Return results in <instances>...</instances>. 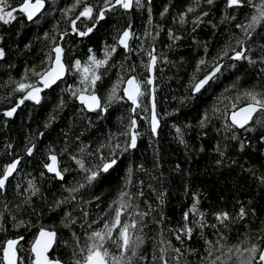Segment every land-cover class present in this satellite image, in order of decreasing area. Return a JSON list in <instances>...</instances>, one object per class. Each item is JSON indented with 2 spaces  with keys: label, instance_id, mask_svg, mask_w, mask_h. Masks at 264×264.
<instances>
[{
  "label": "snow or ice",
  "instance_id": "obj_1",
  "mask_svg": "<svg viewBox=\"0 0 264 264\" xmlns=\"http://www.w3.org/2000/svg\"><path fill=\"white\" fill-rule=\"evenodd\" d=\"M173 6L172 0H167L159 12L161 20L169 15ZM217 6L218 0H193V3L180 10L173 18V22L178 23L181 28H187L191 23V33H196L202 25L209 27L213 36L221 25H227L229 30L228 38L219 45L209 39L190 37L192 44L198 49L202 48L203 52L195 62L185 89L188 95L181 97L180 103L196 101L198 97L211 91L226 73L234 74L235 78L230 84L224 86L218 94L214 93V102L200 115L196 127L201 130L202 136H207L204 129L212 125L213 120L221 121L217 131L223 133L225 141L235 144L238 153L253 152L264 157V0H223L218 20H213L211 13ZM134 11L145 12L147 17V28L139 35L134 30L130 16ZM190 14L196 15L190 20ZM238 14L244 16V19L239 20ZM49 20L52 21L51 27L44 30V25ZM61 22H64L63 28ZM0 24L16 25L14 33L0 32V69L6 72L10 73L15 69L14 56L28 59L29 54L36 55L32 51L34 44H42L38 62L30 61L29 66L23 68L19 79L9 75L6 86L12 91L4 99L10 101L11 96L16 94L19 97L9 107L0 110V125L7 128L10 122L19 119L18 112L25 102L41 106L47 99L45 93L55 90L61 82L64 84L60 90L62 94L53 113L44 123V128L52 127L57 113L63 112L69 102L77 104L70 128L64 132L63 146L59 150L53 145H46L41 149L44 152V158L38 165L41 170L36 178L27 180L24 188L27 196L23 201L35 213L34 198L39 197L47 206L48 212L59 214V224L68 230L69 239L62 242L58 240L55 224H41L28 249L29 264H141V260H144V264H155V253L149 261L143 257L140 249L146 241L145 229L151 224L162 225L164 216L161 212L157 220L150 203L145 202L143 209L140 207L137 201L144 195V181L138 182L136 192L131 190L134 169L130 164L123 184L105 202L107 207L95 215L94 209L90 208L93 204L100 208V190L109 182L112 174L120 170L125 155L130 157L137 151L139 140L145 135L138 121L142 120L148 125L147 134L153 142L159 138L161 117L158 113L157 65L174 61H170L166 54L158 55L156 52V41L164 27L154 23L153 0H17L15 5L12 0H0ZM105 25L112 29V40L103 42L101 54L98 55L97 50L88 47L85 59L68 58L71 56V44L66 42V38L75 37L82 43L85 39H91L94 34L99 37V30ZM28 27L33 28L36 34L31 39L21 40L23 30ZM233 29H238L239 34ZM166 35L172 42L168 45L169 49L185 38L172 28L167 30ZM134 40L138 41L135 45L132 43ZM209 49H215L211 59ZM118 50H122L123 56L120 71L101 94L98 86L103 87L105 77L116 66L113 57ZM133 53L140 57L138 65L135 62L127 63ZM145 56L147 59H144ZM138 68L143 71L138 72ZM205 69L208 70L204 71ZM249 69L253 70L250 75L255 82L243 86L241 82L244 75L249 74ZM202 71L204 74L201 76ZM73 77V82L68 83V79ZM116 104H127L128 116H119L117 129L105 130L103 140L95 148L91 142L85 143L82 138L96 128L100 121H106L110 109ZM176 111L178 110L169 115ZM77 117L84 124L74 140L70 141L68 138L71 129L77 126ZM192 127L191 123L184 125L186 129ZM175 131L178 142L187 148L182 128L176 127ZM44 135L43 131L28 134L27 142L23 145L24 156L32 158L39 155L37 140L43 139ZM5 148L12 149L13 144L9 142ZM214 150L219 157L215 161L219 168L223 166L228 144L221 147L217 143ZM155 151L158 154V148ZM24 156L16 154L0 168V196H7L10 181L20 174L19 166ZM235 163L233 160L232 164ZM138 169L147 171L142 163ZM70 173L74 174L71 180ZM233 179L239 184L254 181V186L259 189L260 199L264 200V172H259L255 165H241ZM38 180L55 183L56 188L50 193L51 201L44 195ZM11 187L19 194L22 185L17 183ZM187 191L186 185L185 194ZM255 195L253 193L254 198ZM166 196L164 191L158 193L157 200L161 206L164 205ZM199 203L200 197L194 196L191 207L182 214L183 224L176 230L175 239L181 245H186L192 240L196 228L202 237L204 229L211 228L214 234H218V238L212 240L204 237L202 251L195 247H172L169 241L159 249L161 264H169L167 251L170 247L176 253L173 257L175 264H264V234L259 235L253 243L249 229L238 244L229 245L227 236L220 230V226L227 230L234 220H247L245 205H241L235 217L227 211L215 212V223H208L206 214L198 207ZM19 207L17 205L18 209ZM6 213L5 201V212H0V231L4 232L8 231ZM7 214L15 229L36 227L30 220L18 218L12 213ZM190 215L193 217L191 224ZM251 216H256L254 208L251 209ZM261 232L264 233V229ZM160 234L162 237V230ZM24 239V235L20 234L0 242V264H25L22 255ZM61 243L69 250L67 259H62L53 251ZM160 243L164 245L165 241L161 238ZM186 255L196 259L182 261L181 258Z\"/></svg>",
  "mask_w": 264,
  "mask_h": 264
},
{
  "label": "trees",
  "instance_id": "obj_2",
  "mask_svg": "<svg viewBox=\"0 0 264 264\" xmlns=\"http://www.w3.org/2000/svg\"><path fill=\"white\" fill-rule=\"evenodd\" d=\"M15 5L17 0H12ZM67 2V0H62ZM167 3V0H153V17L154 23L163 25L164 31L160 33L158 40L156 41V52L159 55L164 53L167 55L170 61L174 63L160 64L157 65L158 72V113L161 117V128L159 129V138L153 142L147 134L148 125L144 121H138L140 128L145 132V135L139 140V146L137 151L132 156L125 155L121 168L119 171L114 172L108 183L105 184L104 188L100 190L102 197L100 208H96L95 204L91 205L90 208L94 209L93 215L100 212L102 209L107 207L106 201L112 198V194L117 190L119 185L124 182L127 166L130 164L133 169V185L132 191H137V184L140 180L144 181L143 184V197L138 199L140 207H145V202L152 204L153 216L157 220L160 218V213L163 212L164 220L162 225L151 224L149 228L145 229L146 241L140 249L143 253V257L147 260L152 259L153 253L157 257L155 264H161L159 260L160 247L166 246L167 242H171L172 247H195L199 250H203L204 237L215 240L218 238V234H214V230L211 228L204 229V237L199 234V229L193 233V238L188 241L186 245H181L179 241L175 239L176 230L179 229L182 224V214L189 210L193 203V197L199 196L200 203L198 205L200 211L206 214L205 219L208 223H215L214 213L219 211H227L233 217L237 215L241 205L246 206L248 212V219L244 221L234 220L225 230L220 226L221 232L227 236V243L229 245L238 244L244 239V234L250 231L251 241L254 243L257 237L261 234L264 229V200L259 197V189L254 186V181L248 180L246 184H239L233 179V177L239 172L240 166L245 167L255 165L259 172H264V157L253 153H238L235 144L232 142L225 141L223 133L217 131V127L221 124V121L213 120L212 125L207 129V136H202L201 130L196 127L197 121L200 115L208 108L211 107L215 100L214 93L218 94L224 88V86L231 83L232 79L235 78L234 74L226 73L222 80L209 91L203 97H198L196 101L188 104H181L180 98L188 95L185 91L188 85L189 78L191 77L195 62L202 55L203 49L196 48L190 39L195 36L196 39L203 40L209 39L210 42L219 45L225 41L229 36V30L227 25H221L219 31L215 35H211L209 27L201 26L196 33H191V23L188 24L187 28H181L178 23L173 22V18L176 17L177 13L186 8L189 4L193 3V0H172L173 7L170 9L169 15L163 20L159 17V12L162 6ZM223 4V0H218L217 9H214L211 13L213 20H218L220 15L219 9ZM245 15L247 9L244 10ZM196 14H190L189 19L195 17ZM133 23L134 30L139 35L145 28L146 13L141 11H134L130 14ZM239 20H243L244 16L238 14ZM207 19V18H206ZM236 21V22H239ZM233 22V23H236ZM52 21L49 20L44 25V30L51 27ZM64 27V22H61V28ZM172 28L178 34L184 35V39L180 41L172 49H169L168 45L172 42L167 38V30ZM239 34L238 29H233ZM16 31V25L11 26L0 24V32L2 33H14ZM21 40L31 39L36 33L31 27L23 30ZM112 40V29L110 26L105 25L99 30V37L96 34L91 39H85L82 43L75 37L66 38V42L71 44V56L69 59H85L86 49L92 47L97 50V54H101L103 42ZM133 45L138 41H133ZM42 44L37 42L34 44L33 53L35 56L29 54L28 59L24 56H14L13 61L15 63V69L11 70L10 73L0 69V110H3L14 103L19 94L11 96L10 101H5V97L11 93L12 89L6 86V82L9 79V75L13 78L19 79L22 75L23 68L29 66L30 61L36 63L39 60V49ZM147 47V43L145 44ZM122 50H118L116 55L113 57L115 67H112L108 75L104 79L103 87L98 86V91L103 94L104 90L110 86L111 81H114L117 74L120 71L119 65L123 60L121 55ZM215 54V49H209V59ZM143 55V54H141ZM144 59H147L145 56ZM140 57L134 53L131 55L130 60L127 63L135 62L139 64ZM162 69V71H161ZM205 69L204 71H207ZM138 72H142V69H137ZM249 74L244 75L242 80L243 86H248L254 83V79L250 73L253 71L249 69ZM202 71L200 75L202 76ZM147 75V73H144ZM75 78L68 79V83H72ZM64 87L63 82L55 87V90H48L45 95L47 99L42 103L41 106H33L30 102H25L18 112L19 119L9 123L7 128L0 125V168L6 163L10 162L16 154L24 156L23 145L27 142L28 134L33 135L37 131H43L45 133L44 138L37 140V146L39 155H34L32 158L24 156V160L19 166L20 174L15 179L10 181V185L14 186L19 183L22 185L17 194L13 187H9V191L6 197L0 196V212H5V201L7 202V213L15 214L18 218L24 220H30L36 225V227L30 229H15L12 226V222L8 214L5 215V223L8 228L7 232L0 231V242H3L7 238H13L17 235L23 234L25 239L23 243L22 255L25 258V264H29L28 249L31 246L32 240L38 233V228L41 224L47 226L55 224L58 231V240L64 241L69 239L68 230L62 228L59 224V214L47 211V206L43 201L36 197L34 198V205L36 212L32 211V208L28 207L23 203L24 198L27 196V192L24 191L28 179L36 178L37 174L41 170L38 165L41 159L44 158V149L46 145H53L58 150L63 146L64 132L70 128V122L73 121L75 116L74 109L77 108L75 102H69L68 106L61 113H57L56 122L53 123L49 129L44 128V123L48 120L49 116L53 113V109L60 97L61 88ZM174 110H178L173 115ZM30 114V118H29ZM92 115V114H89ZM123 115L128 116V105L127 104H116L110 109L109 116L106 121H100L97 127L92 129L82 139L85 143L91 142L93 148L96 144L103 140V132L111 129L115 131L118 127V117ZM76 127L71 129L69 140L72 141L83 127L84 121L78 117L75 120ZM191 123L193 127L191 129L184 128V125ZM176 127H181L184 131V139L187 142V148L180 144L177 139L175 131ZM91 137V140H89ZM251 138V134H249ZM11 142L13 144L12 149H6L5 145ZM217 143L224 147L228 144V151L224 157L223 166L217 168L215 161L219 158L215 152V146ZM255 144V141H253ZM75 147V144H73ZM158 148V154L155 151ZM203 148V151L200 149ZM63 159V158H62ZM235 160L236 163L232 164ZM143 164L147 171H139L138 166ZM179 165V168L177 166ZM231 165V167L229 166ZM31 173V176H29ZM72 173L69 174V180H71ZM155 177V178H154ZM44 190V195L51 201L52 196L50 193L56 188L55 183L49 184L47 180L39 181ZM187 185L188 191L185 194V186ZM160 191L167 193L165 197V203L163 206L159 204L157 195ZM255 193V198L253 197ZM251 201V203H248ZM17 205H20L19 209ZM256 210V216H251V209ZM43 213L38 215L37 213ZM151 219V217H150ZM193 217L190 215L189 224H191ZM245 225L249 227L246 228ZM162 230V237H161ZM79 232V229H77ZM161 238L165 241V244L160 243ZM62 259H67L68 248H65L61 243L59 247L53 250ZM176 255L168 248L167 257L169 264H175L173 257ZM184 260H195L196 257L188 256L181 258ZM141 264H144V260H141ZM234 264V262H233Z\"/></svg>",
  "mask_w": 264,
  "mask_h": 264
},
{
  "label": "bare ground",
  "instance_id": "obj_3",
  "mask_svg": "<svg viewBox=\"0 0 264 264\" xmlns=\"http://www.w3.org/2000/svg\"><path fill=\"white\" fill-rule=\"evenodd\" d=\"M54 250V249H53ZM51 255V254H50Z\"/></svg>",
  "mask_w": 264,
  "mask_h": 264
}]
</instances>
